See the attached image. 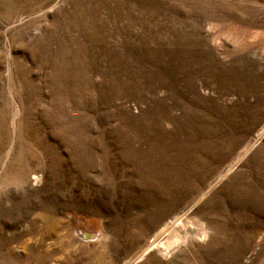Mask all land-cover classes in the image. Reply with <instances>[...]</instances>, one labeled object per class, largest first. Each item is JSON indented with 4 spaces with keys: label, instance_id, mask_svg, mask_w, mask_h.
<instances>
[{
    "label": "rangeland",
    "instance_id": "rangeland-1",
    "mask_svg": "<svg viewBox=\"0 0 264 264\" xmlns=\"http://www.w3.org/2000/svg\"><path fill=\"white\" fill-rule=\"evenodd\" d=\"M0 264H264V0H0Z\"/></svg>",
    "mask_w": 264,
    "mask_h": 264
},
{
    "label": "water",
    "instance_id": "water-1",
    "mask_svg": "<svg viewBox=\"0 0 264 264\" xmlns=\"http://www.w3.org/2000/svg\"><path fill=\"white\" fill-rule=\"evenodd\" d=\"M82 237H83L84 240H90V239H92L94 236H93V234H91V233H85V234L82 235Z\"/></svg>",
    "mask_w": 264,
    "mask_h": 264
}]
</instances>
